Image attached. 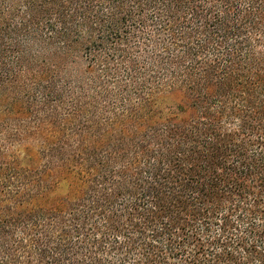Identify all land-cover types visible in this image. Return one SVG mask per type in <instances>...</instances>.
<instances>
[{"label":"trees","instance_id":"16d2710c","mask_svg":"<svg viewBox=\"0 0 264 264\" xmlns=\"http://www.w3.org/2000/svg\"><path fill=\"white\" fill-rule=\"evenodd\" d=\"M0 264H264V0H0Z\"/></svg>","mask_w":264,"mask_h":264}]
</instances>
